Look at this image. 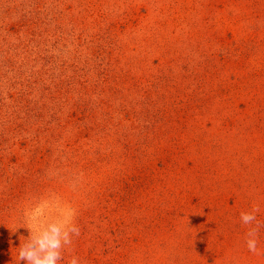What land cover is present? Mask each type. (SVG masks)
<instances>
[{"label": "rangeland", "instance_id": "1", "mask_svg": "<svg viewBox=\"0 0 264 264\" xmlns=\"http://www.w3.org/2000/svg\"><path fill=\"white\" fill-rule=\"evenodd\" d=\"M178 91L194 107L164 113ZM121 103L159 125L137 160ZM262 109L264 0H0V264L38 205L75 212L61 264H264Z\"/></svg>", "mask_w": 264, "mask_h": 264}, {"label": "clouds", "instance_id": "2", "mask_svg": "<svg viewBox=\"0 0 264 264\" xmlns=\"http://www.w3.org/2000/svg\"><path fill=\"white\" fill-rule=\"evenodd\" d=\"M259 205H254L251 211L241 212L240 220L244 225H252L246 233V246L249 252L259 255L258 234L261 227L257 221ZM26 227L30 236L19 247L18 260L26 264H61L64 252L73 243V237L80 235V229L75 222V212H65L58 209L57 214L49 216L46 205H38L31 212L25 213ZM69 264H80L78 257L73 256Z\"/></svg>", "mask_w": 264, "mask_h": 264}, {"label": "trees", "instance_id": "3", "mask_svg": "<svg viewBox=\"0 0 264 264\" xmlns=\"http://www.w3.org/2000/svg\"><path fill=\"white\" fill-rule=\"evenodd\" d=\"M225 57V56H224ZM158 79H160V76L158 77ZM164 78H161V80H163ZM161 85V84H160ZM159 85V86H160ZM232 90V89H231ZM182 92V93H181ZM149 93V92H148ZM179 95L173 99L172 102L166 104V108L164 113L167 112L168 108L170 107H176L177 113L178 111L183 110L185 114H187V110H190L194 103V98H192L190 96V93H183V91H178ZM150 94V93H149ZM152 104H154L152 102ZM180 107L178 109V107ZM261 107V106H260ZM262 108V107H261ZM118 109V113L121 114L122 118L121 119H117V117H113V115H111L110 117V121L113 120L114 125H115V131L112 132V139L110 142V144H113L114 146L120 145L124 150L125 153H123L124 158L125 159H134L137 160L138 157L142 156L145 154V152L143 151V147L144 145L142 144V142L144 141H140V139L138 137L135 136H139V132L140 130L142 131V133L146 134L148 133L149 130H151L152 128H156L159 125H157V121L154 119L155 114H151L149 113L147 116L143 115L140 111H137V109H130L129 106H127V104L125 103H121V105L117 108ZM110 112V111H109ZM264 109L260 110L257 113H263ZM113 114V113H111ZM125 115V116H123ZM17 122L15 120H10L9 124L10 125H14ZM13 128H7L3 130V135L1 136V141L3 142H8L11 138V136L13 135ZM112 128V127H111ZM12 131L9 134L12 135H5L6 132H8L9 130ZM50 126L46 127L45 131H49ZM2 144V142L0 143ZM137 157V158H136ZM172 158H169L165 161H162V163L158 164L160 165L161 169H166V166L168 165V160H170ZM189 206L188 202H184L183 204H181L179 207L176 208L175 206H172L171 209H177L176 211H179V209L181 211H183L186 207L185 206ZM175 212V210H174ZM183 212H186L183 211ZM171 213L170 211H166L165 213H163V215H161V219L165 220L166 218H169V214ZM188 214V213H187ZM184 216V214H183ZM264 227V226H263Z\"/></svg>", "mask_w": 264, "mask_h": 264}]
</instances>
